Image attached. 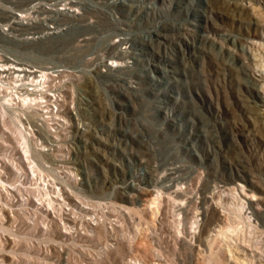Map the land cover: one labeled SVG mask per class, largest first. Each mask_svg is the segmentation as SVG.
I'll list each match as a JSON object with an SVG mask.
<instances>
[{
  "label": "rangeland",
  "instance_id": "rangeland-1",
  "mask_svg": "<svg viewBox=\"0 0 264 264\" xmlns=\"http://www.w3.org/2000/svg\"><path fill=\"white\" fill-rule=\"evenodd\" d=\"M34 1L0 0V65L48 73L0 90V264H264V0Z\"/></svg>",
  "mask_w": 264,
  "mask_h": 264
},
{
  "label": "bare ground",
  "instance_id": "bare-ground-1",
  "mask_svg": "<svg viewBox=\"0 0 264 264\" xmlns=\"http://www.w3.org/2000/svg\"><path fill=\"white\" fill-rule=\"evenodd\" d=\"M12 1V0H11ZM18 1H22V0H13V2H18ZM48 4H52V6L54 5V7L51 8V6L49 7ZM81 4H82V1L81 0H35L33 2V4L31 5V8L34 9V14L33 12H30V13H18V17H19V22L20 24L23 26L24 24L28 23L29 22L27 21V18H30V20H33V17L31 14H33L34 17H39L40 15H43V19L45 18V22H47L48 20L49 21H55L53 22L52 24L48 25L46 24V28H48V30L52 31V30H55V29H60L59 27V23H57L58 21H62L64 17H67V16H74L78 11H79V8L81 7ZM27 12V11H26ZM41 17V16H40ZM17 22V21H16ZM36 22V21H35ZM33 24V23H32ZM32 24H29V25H32ZM25 26V25H24ZM35 32V31H34ZM49 32V31H48ZM53 32V31H52ZM5 60V59H4ZM1 61V59H0ZM7 61V60H6ZM6 63V62H5ZM19 65V64H18ZM11 68H15L16 70H19V71H27V72H34V71H39V70H30V68L27 70L25 68H19V67H6L4 64L3 65H0V73L2 74L3 71H8L10 70ZM41 71V70H40ZM42 72V71H41ZM43 74H45V72H42ZM48 76V75H47ZM10 78V76H9ZM7 78V79H9ZM24 78V77H23ZM27 78V77H26ZM25 79V78H24ZM15 80V79H14ZM29 80V79H28ZM27 80V81H28ZM43 80V79H42ZM47 80V79H46ZM16 81V80H15ZM26 81V80H25ZM40 81V80H39ZM38 81V82H39ZM23 82V81H22ZM33 82V81H32ZM12 83V81H11ZM10 83V84H11ZM17 83H18V80H17ZM28 83V82H27ZM5 84V83H4ZM8 85V84H7ZM31 85V84H29ZM43 85H44V82H43ZM43 85H40L41 87ZM10 86V85H9ZM36 86V85H35ZM43 88V87H42ZM40 89V88H39ZM44 90V89H43ZM33 91V90H31ZM37 91V90H36ZM41 91V90H40ZM46 91V90H45ZM24 92V90H23ZM30 92V91H29ZM42 93V92H41ZM4 95V94H3ZM23 95H26V94H23ZM30 95V94H29ZM42 96V95H41ZM8 97V96H7ZM28 97V96H27ZM26 97V98H27ZM44 97V96H43ZM31 98V97H30ZM36 98V97H35ZM38 98V97H37ZM40 98V97H39ZM42 98V97H41ZM9 100V99H8ZM25 100V98H24ZM23 100V101H24ZM32 100V99H31ZM36 100V99H35ZM43 100V98H42ZM9 103H11L9 101ZM8 103V104H9ZM26 103V102H25ZM30 102H28L29 104ZM31 103H34V100L31 102ZM3 104V102H2ZM27 104V103H26ZM10 105V104H9ZM20 105H24V104H20ZM31 105V104H30ZM42 105V104H41ZM3 106V105H2ZM11 106V105H10ZM32 106V105H31ZM12 107V106H11ZM33 107V106H32ZM39 107V105H38ZM45 107V106H44ZM24 108V106H23ZM4 115V114H3ZM1 116V115H0ZM18 122L20 123V126H21V119L20 117H18ZM24 120V119H23ZM16 121V120H15ZM29 121V120H28ZM27 123V121H26ZM180 169V168H179ZM42 208V207H41ZM224 219V218H223ZM222 230V229H221ZM219 235V234H218ZM238 244V243H237ZM244 245V244H243ZM247 246V245H246ZM244 246L243 248H241L244 252L248 251V247ZM239 247V245H238ZM251 248V247H249ZM256 248V247H255ZM229 249V248H228ZM254 249V248H253ZM230 250V249H229ZM228 250V251H229ZM231 253V252H229ZM230 255V254H229ZM254 255V254H253ZM235 256V255H234ZM136 261V260H135ZM244 263V262H243Z\"/></svg>",
  "mask_w": 264,
  "mask_h": 264
},
{
  "label": "built area",
  "instance_id": "built-area-1",
  "mask_svg": "<svg viewBox=\"0 0 264 264\" xmlns=\"http://www.w3.org/2000/svg\"><path fill=\"white\" fill-rule=\"evenodd\" d=\"M31 10L32 11H30V12L34 11L33 8H31ZM30 12H28V13H30ZM18 13L24 14L25 12H18ZM18 13H16V14H18ZM5 66L6 67H9V66L10 67H19L17 65H14L12 62H10V64L5 65ZM19 68H21V67H19ZM34 70H36V69H34ZM3 72H5V71H3ZM42 72H45V74H43ZM42 72L39 70V71H34V72L30 73V72H27L24 70V74H26V73L28 75L33 74L34 76H37L39 78L38 80L30 82V84L33 85V87H28L25 82L22 83V81H21V80H23V76H24L22 71L16 70L15 68H11L10 70H8L9 74H13L15 80H19L21 82H19V83L14 82V83H12L11 86L4 84V83H1L0 84V90L8 88V91L10 92L9 101L11 102L12 106L17 110V112L20 110V108H21L20 104L23 101V97H24L23 96V94H24L23 90H24V92H27L28 90H36L35 85L38 83L39 80H42L43 77L46 78V75L48 74L46 71H42ZM4 76H5L4 74H1L2 78H4ZM16 114L18 115V113H16ZM18 117H20V115ZM18 125L20 128H22L24 130H26V129H29L30 131L32 130L31 127L28 124L25 125L24 122L21 123V126H20V123Z\"/></svg>",
  "mask_w": 264,
  "mask_h": 264
}]
</instances>
